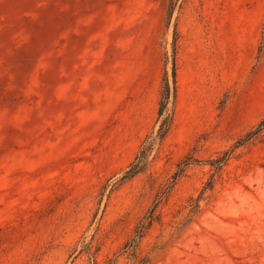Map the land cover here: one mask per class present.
I'll return each mask as SVG.
<instances>
[{
  "label": "rangeland",
  "instance_id": "1",
  "mask_svg": "<svg viewBox=\"0 0 264 264\" xmlns=\"http://www.w3.org/2000/svg\"><path fill=\"white\" fill-rule=\"evenodd\" d=\"M0 264H264V0H0Z\"/></svg>",
  "mask_w": 264,
  "mask_h": 264
},
{
  "label": "trees",
  "instance_id": "2",
  "mask_svg": "<svg viewBox=\"0 0 264 264\" xmlns=\"http://www.w3.org/2000/svg\"><path fill=\"white\" fill-rule=\"evenodd\" d=\"M176 64L174 63L173 66V95L176 94ZM171 97V85L169 82L168 77L165 78V88L162 93V99L160 101V106L158 110V116L159 119L161 118V123L158 128V131L155 136L152 134L147 136V138L144 140L143 147L140 150L139 154L136 156L135 160L129 165V167L125 170L123 176L120 178V181H124L127 179H130L135 174H137L144 166V163L146 162V159L148 158L151 150L153 149L155 143L158 140H162L166 134L168 133L172 121H173V114H166L167 111V105ZM254 132H249L244 139L239 141V143H242L246 140H248L250 137H252ZM227 159V156L224 155L222 157H219L218 159L214 160V163L217 165V168L221 167V164ZM154 219V212L152 211L148 216H146V220H142L136 227L135 230V236L132 239V242L127 243V246H136L138 244V240L142 238V236L146 233L147 229L152 224V221Z\"/></svg>",
  "mask_w": 264,
  "mask_h": 264
}]
</instances>
